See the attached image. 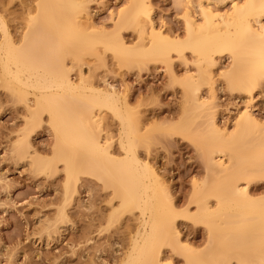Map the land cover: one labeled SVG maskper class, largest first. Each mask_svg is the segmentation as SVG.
I'll use <instances>...</instances> for the list:
<instances>
[{
	"label": "bare ground",
	"instance_id": "bare-ground-1",
	"mask_svg": "<svg viewBox=\"0 0 264 264\" xmlns=\"http://www.w3.org/2000/svg\"><path fill=\"white\" fill-rule=\"evenodd\" d=\"M241 1L232 0L231 11L224 14L200 4L202 22L197 24L187 15L183 40L162 36L154 28L146 0H131L119 12L110 34L82 26L84 0H37L19 38L12 36L0 15V85L17 101H25L28 110L14 149L25 165L38 171L53 168L51 161L31 156L27 140L46 113L55 138L54 159L64 165L65 192L73 190L76 175L82 172L112 186L121 207L139 210L136 231L121 264H164L159 256L162 245L180 251L186 264H264V194L254 195L248 188L252 179L264 177V133L254 134V126L260 123L246 109L239 113L232 133L220 132L210 119L199 144L210 178L194 186L190 203L195 211H178L154 168L137 153L146 138L127 103L115 91L87 86L83 80L74 83L64 56L71 54L72 62L79 63L101 45L124 64L169 63L171 52L189 49L208 68L200 69L198 80L188 75L182 83L196 111L205 104L196 91L200 83L210 81L216 52H229L233 71L227 83L232 89L250 92L264 78V0ZM126 28L139 32L148 28V46H126L120 34ZM95 109H107L118 119L120 156L109 151L106 136L101 139ZM191 115L189 123L195 119ZM216 155L227 156L228 163L216 160ZM178 218L205 226L206 252L179 244Z\"/></svg>",
	"mask_w": 264,
	"mask_h": 264
},
{
	"label": "rangeland",
	"instance_id": "rangeland-1",
	"mask_svg": "<svg viewBox=\"0 0 264 264\" xmlns=\"http://www.w3.org/2000/svg\"><path fill=\"white\" fill-rule=\"evenodd\" d=\"M84 1L82 26L108 34L114 31L119 12L131 2ZM146 1L154 28L162 36L180 40L186 35L187 15L197 24L202 22L200 4L224 14L231 11L233 3L232 0ZM36 2L0 0V15L14 38L21 36ZM120 34L128 47L137 49L149 44L148 28L143 32L126 28ZM213 58L210 81L200 83L196 91V97L205 104L195 111L190 91L182 83L188 75L198 80L200 69L208 68L205 63L199 64L189 49L181 54L171 52L169 63L149 60L124 64L101 45L79 63L72 62L71 54L64 56L74 83L83 80L87 86L115 91L127 103L135 124L146 138V144H140L137 153L154 168L178 211L186 208L190 213L195 211V204L190 203L194 186L210 178L199 147L210 119L220 132L232 133L239 113L246 109L260 123L254 126L256 133L252 132L264 133V78L250 92L232 89L227 83L233 71L229 52H216ZM27 97L32 99L31 95ZM95 113L101 139L106 136L109 151L120 156L118 119L107 109H95ZM192 113L195 119L189 123ZM27 116L26 102L17 101L11 91L0 85V264H121L136 231L135 217L139 210L121 207L120 197L112 186L82 172L76 175L73 190L65 192L64 165L54 159L55 138L46 113L27 140L31 156L51 161L53 168L38 171L21 162L14 145ZM215 159L222 160L224 165L228 163L225 155H216ZM248 188L254 195H263L264 177L252 179ZM175 226L180 245L196 252L208 250L203 224L178 218ZM159 256L164 264H186L181 252L169 245L160 247Z\"/></svg>",
	"mask_w": 264,
	"mask_h": 264
}]
</instances>
